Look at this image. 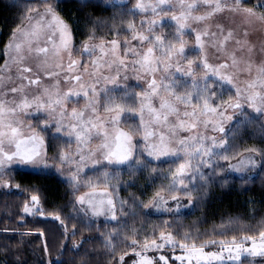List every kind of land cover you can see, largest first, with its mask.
<instances>
[{"label": "snow or ice", "instance_id": "6c2138e0", "mask_svg": "<svg viewBox=\"0 0 264 264\" xmlns=\"http://www.w3.org/2000/svg\"><path fill=\"white\" fill-rule=\"evenodd\" d=\"M41 2L46 4L47 0ZM242 3L243 0H151V2L137 0L135 10L150 11L153 16H159L165 7L179 5V15L173 14L170 17V20L175 21L176 24L175 39L179 41V46L166 41L163 35L155 34V29L161 26V20H142V28L145 23L148 25L146 29L148 34L137 30L135 25L130 23L128 30L132 33L131 40L112 39L96 44L92 36H89L88 41L82 44L79 51L82 57H93V59L83 67L81 60L72 57V29L57 14L55 7L48 5L42 11L31 10V14L27 17L30 22L27 29H17L11 34L4 49L8 59L3 66H0V176L12 166L31 169L37 173L55 169L63 175V168L49 163L44 137L32 132L26 138H21L23 135L19 127L21 121L14 119L18 114L24 113L36 114L39 121L40 114H46L47 119L43 123V128L49 131L55 129L52 139H60L58 134L63 132L69 142L74 138L77 145L74 155L71 152L61 151L51 158L58 160L61 165L74 166L75 170L67 176L69 183L78 188L79 177L86 167L97 168L98 171L103 169V190L98 191L97 185L89 181L88 187L91 191L77 198L79 204H89L95 215L104 214L106 209L114 211V201L110 198L112 193L109 190L112 173L107 169L110 166L120 165L133 169L145 168L148 161L140 158L143 155L160 160L162 157L179 158L182 153L183 158H186L185 162L180 163L171 173L172 180L168 187L184 191L190 198L191 191L185 183V179L193 172L190 161L199 158L200 166L210 167L211 158L227 150L225 139L205 135L198 129L202 126L205 130L211 128L213 132L225 133L224 123L233 119L232 115H227L228 111L242 112L245 104L255 112L264 114V64L257 69L256 78L246 83L245 88L236 86L237 77L228 70L236 68L240 61L235 51L227 53L226 44L234 40L236 44L243 46V42L235 39L233 31L225 34V30L219 25L217 32L193 27V23L199 24L222 12L242 13L246 17H255L264 22V14L257 15L253 8L242 7ZM199 5L207 6L210 11H206L203 15H193V11ZM255 7L264 8V0H257ZM188 29L195 34L194 47L202 55L197 61L188 59L187 64L184 65L182 61L186 58V42L182 36ZM41 36L46 37L45 45H52L53 56L60 59L61 62L56 65L60 71L47 73L49 77L57 78L55 85L51 88L44 87L41 95L29 97L26 89L33 85L39 86L41 79L39 73H33L31 68L22 65L26 59L25 53L43 55L47 63L50 49L39 46ZM57 36L58 44L54 40ZM19 37H23V40H19ZM133 40L138 43L133 45ZM34 43L35 48L32 46ZM209 44L222 56H226L225 62L216 65L208 62L206 47ZM121 46H123L122 55ZM61 53L67 54L66 64L63 63ZM228 60L231 63H228ZM13 66L16 67L15 76L11 74ZM197 68L203 72L199 78L196 77ZM246 68L250 70L251 65H246ZM130 72L138 81H143L146 85V87L141 85L143 91L140 94L130 91V86L126 83L121 87V80L127 81ZM61 75L65 82L71 85L66 92L59 91L58 78ZM85 76L88 77L87 80ZM188 79L191 80V90L183 94L178 93L177 89L186 85ZM16 81L20 83L17 84ZM108 85L113 87L109 88ZM224 85L235 89V99L230 97L228 100H222L218 97L217 89H220L222 96ZM8 96L12 99H6ZM79 97H83L86 101L84 108H72L69 111L67 102L70 98ZM154 100L159 101L158 107L154 105ZM130 101L138 102V109L131 107ZM180 105H183L182 112ZM170 117L175 119L172 120ZM122 119H139L136 129L142 132L139 140L134 139L133 132L125 131L120 127ZM193 130L197 131L184 138L179 136L181 131L191 133ZM93 138L99 139L100 142L94 149L86 148ZM250 151L254 152L255 149ZM223 158L228 159L227 156ZM248 162L255 166L251 157ZM199 175L203 179L204 174L199 172ZM112 188L115 186L113 185ZM171 199L179 201L181 197L172 196ZM32 201L35 203L37 197L33 196ZM167 203L161 192H156L153 201L146 207L159 208ZM189 203H192L191 199ZM180 206L177 203V211ZM27 210L26 208L25 211ZM164 210L172 211L170 208ZM112 218L116 219L114 214ZM258 235L259 246L255 237L245 236L240 242L236 237H232L230 241L208 240L198 247L194 242L189 246L187 243L175 241L170 233L161 232L159 239L162 243H157L155 239L150 243L146 240L141 251H147L149 248L159 250L167 244L172 245L173 248L179 247L187 253V255L175 256L174 259L181 261V264H184V261L188 264H193V261L195 264H213V262L222 264L225 260V250L229 260H240L241 252L264 256V231H260ZM189 237L190 234L185 233L184 239L188 240ZM245 241H251L252 246L244 247ZM132 243L133 246L136 245V241ZM208 245H219L220 250L205 252L204 249ZM133 254L140 255V253ZM160 261L168 264V258L164 255H161L155 264H159ZM119 264H124V256L119 257ZM134 264H154V261L141 257V260Z\"/></svg>", "mask_w": 264, "mask_h": 264}, {"label": "trees", "instance_id": "16d2710c", "mask_svg": "<svg viewBox=\"0 0 264 264\" xmlns=\"http://www.w3.org/2000/svg\"><path fill=\"white\" fill-rule=\"evenodd\" d=\"M47 1L69 23L75 47L81 46L89 36L129 32L128 25L136 15L127 3ZM244 3L255 5L257 0H245ZM31 4L32 1L28 0H0V66L5 58L6 44L23 22ZM259 10L264 11V8ZM45 133L49 154L66 143L61 137L52 139L51 130ZM229 145L235 154L248 149L259 152L262 160L259 174L252 178L221 174L209 176L207 181L196 187L189 209L168 218L151 214L146 206L156 192L166 189L177 166L176 161L156 163L147 160L145 168L126 166L112 169L110 183L115 186L113 190L122 214L119 225H90L83 220L78 214L75 192L55 172L14 169L11 177L17 189L0 195V264H119L120 256H124L125 262L131 253L141 250L146 240L156 239L166 230L176 241L189 246L193 242L200 246L208 240L257 236L264 231L263 122L253 117L238 122ZM32 195L38 196L47 215L45 218L24 214L25 202ZM113 227L117 232L110 239L108 228ZM185 233L190 234L188 240L184 239ZM133 241H136L135 246ZM38 242L42 243L40 249L35 248ZM212 247L219 245L205 248ZM169 248L174 253L182 251L172 245ZM241 264H264V258L256 259V262L243 260Z\"/></svg>", "mask_w": 264, "mask_h": 264}, {"label": "rangeland", "instance_id": "374dc122", "mask_svg": "<svg viewBox=\"0 0 264 264\" xmlns=\"http://www.w3.org/2000/svg\"><path fill=\"white\" fill-rule=\"evenodd\" d=\"M32 1L31 7L28 9L26 16L24 17L23 22L15 29H27V26L29 25V20L27 17L31 14V10L33 9H40L41 11L43 8L47 7L48 5H53L50 2L47 1V3H42L41 0H28ZM38 1V2H37ZM107 4H128L130 9L134 11L135 18L132 21L131 24L135 25L137 30L144 31V34H148L146 29L148 28V25L145 23L143 25V28L141 26V21H146L149 19H156L161 20V26L155 29V34L163 35L166 41L176 43L177 47L179 46V41L175 39L176 34V24L175 21H171L170 17L173 14L179 15L180 8L179 5H176L175 7H165L164 11L160 13L159 16H153L150 11L148 12H139L135 10V5L137 3V0H102ZM151 2V0H149ZM245 0H243L242 7L245 8H253L254 11L257 13V15L264 14V11L259 10L258 7H255V5H247L244 3ZM54 6V5H53ZM263 9V8H261ZM206 11H210V9L207 8L205 5H199L194 11L193 15H203ZM57 12V11H56ZM165 13L167 15L165 16ZM57 14L69 25V23L57 12ZM163 17V19H161ZM38 19V17L36 18ZM32 23H35V19L32 21ZM217 25L221 26L225 30V34L228 31H233L235 34V39L240 40L243 42V46L238 45L235 43V41H229L226 44V50L227 53H232L235 51L237 59L240 61L238 66L236 68H230L228 71L229 73L234 74L237 77L236 80V86L240 88H245L246 83L251 82L254 80L257 76V69L264 64V22H261L257 20L255 17H246L245 14L242 13H231V12H222L217 13L216 15L210 17L208 20L200 22L199 24L193 23L194 28H200V29H207L209 32H217ZM70 27V25H69ZM71 28V27H70ZM14 30V31H15ZM246 33V35H245ZM132 33L129 31L124 34L120 33H114L111 36H104V37H92L93 42L96 44H100L102 41L107 42L111 41L112 39H119L121 41L125 39L131 40ZM11 38V37H10ZM19 40H23V37H19ZM46 39L45 36L40 37V47H48L50 49L48 57H47V63H45V57L43 55L37 56L35 53L32 55H28L25 53L26 59L23 62L24 67H29L32 69L33 73H39L41 84L39 86L33 85L26 89L29 97L35 96V95H41L44 87H50L52 85H55L57 83V78H51L48 76V72H59L60 68L56 67L57 64H59L61 61L59 58L54 57L51 52V44L45 45L44 40ZM182 39L186 42V58L182 61V64L186 65L188 59H192L194 61H197L200 59L202 53L195 48V34L191 31V29H188L185 31L184 35L182 36ZM207 41V38H204ZM10 40V39H9ZM8 40V42H9ZM55 42L58 44L59 39L58 36L54 37ZM88 41V39L86 40ZM84 41V42H86ZM7 42V43H8ZM83 42V43H84ZM82 43V44H83ZM133 45H136L138 42L133 40ZM7 45V44H6ZM33 48L36 47V44L34 43ZM82 46V45H81ZM81 46H74V38L72 34V57L73 59L81 60L83 62L82 67L87 64L88 61L93 59V57H87V56H81L80 49ZM249 49H251V52H249ZM207 55H208V62L210 64H219L222 62H225L226 56H222L221 53L217 52L216 48L211 47L210 44L206 47ZM99 53H97L98 55ZM120 54H123V46L120 48ZM159 54V53H157ZM61 56L63 57V63H67V54L61 53ZM217 57H221L220 59H217ZM8 59L7 55L5 54V58L1 66H3L4 62ZM129 59H132V57H129ZM228 63H231L230 60L227 61ZM250 64L251 69L248 70L246 68V65ZM11 74L13 76L16 75V67L13 66L11 69ZM203 75V72L201 69H196V77L199 78ZM129 79L127 81L121 80V87L126 83L130 86L129 90L133 91L137 94H140L143 91V87L141 85H144L143 81H138L133 73H128ZM179 77V74H177ZM35 78V77H33ZM85 80L88 79L87 76L84 77ZM59 91L66 92L69 90L71 85L67 82H65L63 75H61L59 78ZM214 79V78H213ZM16 83H20L19 81H16ZM26 83V82H25ZM212 86L211 83L209 85ZM109 88H112V85H108ZM146 87V85H144ZM56 89H53L55 91ZM191 90V80L188 79V83L186 85L181 86L177 89V92L180 94H183L186 91ZM217 95L222 100H228L230 97L232 99H235V89L232 86L224 85V91L223 95L220 96V89H217ZM6 99H12L11 96L6 97ZM85 99L83 97L79 98H70V100L67 102L66 106L68 107L69 111H71L72 108L77 109H83L85 106ZM131 107L137 108L139 107L138 102L132 103L129 102ZM154 105L158 107L159 101L154 100ZM181 112L183 111V105H180ZM101 114H103V109L101 108ZM227 115H232L233 119L231 121H226L224 123L225 133L221 134L218 132H213L211 128L205 130L202 126L198 129L199 132L208 135V136H217L218 138H223L227 141V150L222 151L220 155L213 156L210 160L211 166H200L199 165V158L192 159L190 161V164L192 166L193 172L185 179V183L188 184V187L191 191V197L189 198L188 193L180 190H173L169 189L168 185L171 183L172 176L170 180L168 181V185L166 189L161 192V194L165 197V199L168 201V203L162 207H146V210L150 212L151 214H158V215H164L165 217H171L176 214L182 213L189 209V206L193 203V193L196 190V187L199 186V183L205 182L209 179V176H218L221 175H231V176H237L242 178H252L259 174L261 167H262V160L261 155L256 150L250 151L252 149L243 150L239 154H235L232 151V147L229 145V140L232 136L233 131L238 125V122L248 118H258L260 119L264 124V114H260L255 112L252 108L248 107L247 104L244 105L242 112L237 110L235 113L232 110H229ZM14 119L21 121V124L19 125L21 132L23 133L21 138H26L28 134L35 132L45 139V145L47 147V155L50 158L49 163H53L58 168H63V175L58 173L55 169L47 170L52 171L58 174L60 177H62L72 188V190L76 194V202L77 198L79 196L85 195L86 193H89L91 189L88 187V182L92 181L94 184L97 185V190H103L104 188V181L102 172L103 169L100 171L97 170V168L93 167H86L84 168L82 174L80 175V186L78 188L74 187L71 183L68 182L67 176L71 174L72 171H74V166L72 165H61L58 160L51 159L52 157H55L59 152H71L73 155L75 154L76 150V143L74 138L69 142L68 137L65 135V133L58 134L63 140L64 143L62 146H59L57 151L55 153L49 154L48 152V141L46 138V131L43 128V123L47 119L46 114H40L39 121L36 118V114L33 115H27L24 113L18 114ZM170 119L174 120V117H170ZM31 125L32 127L29 128L28 126ZM139 125V119H122L120 127L125 131L133 132L134 139L139 140L142 136L141 131H137V126ZM51 131L53 133L55 132V129L52 128ZM197 130H193V132H187V131H181L179 133V136L181 138L187 137L191 134H194ZM99 139L93 138L89 145L86 146V148L90 147L94 149L96 145L99 143ZM14 148V146H13ZM7 150V148H6ZM227 156L228 159L225 160L223 157ZM249 157L255 162V166H253L251 163H249ZM141 159H146L153 162H165V161H176L177 166H179L180 163H184L186 158H183V154L181 153V157H162L160 160H154L151 157H147L146 155H143L140 157ZM235 166V168L233 167ZM119 167H126V165H120V166H110L107 171L111 173V170L114 168ZM16 168H23L20 166H12L10 169H6L2 176H0V195L3 192H9L17 189V186L12 181V172ZM175 168V169H176ZM198 168V171L196 169ZM31 170V169H29ZM175 171V170H174ZM199 172H202L204 174L203 179H201ZM109 190L111 191L112 195L110 198L114 201V211H108L105 210L104 214L102 215H95L93 213V210L91 206L87 203L81 205L77 202V210L78 214L82 217L83 220H85L88 224L97 223V224H114L119 225L122 221V214L121 209L118 207L119 202L118 197H116V194L112 188V184L109 182ZM36 195H32L28 198V200L25 202L24 205V214L28 216H32L34 218H45L47 215L44 213L42 204L37 197V201L34 203L32 201V197ZM172 196H179L181 199L179 201H173L171 199ZM107 199V198H106ZM154 199V198H153ZM151 200V202L153 201ZM189 199H191L192 203H189ZM150 202V203H151ZM149 203V204H150ZM177 203H179L181 206L179 210L177 211ZM148 204V205H149ZM28 209L25 211V209ZM165 208H170L172 211H166ZM115 215L116 219H113L112 216ZM170 220H168L169 222ZM116 228L109 229L108 233L111 235L109 236L110 239L113 238V236H116ZM165 234H169V231H164ZM171 234V233H170ZM237 239L238 242L241 241L242 237ZM33 237V236H32ZM30 237V238H32ZM160 237V236H159ZM158 238L157 243H162V241ZM173 237V236H172ZM256 238L257 246H259L260 240L259 235L252 236ZM174 239V238H173ZM175 240V239H174ZM112 240H110L111 242ZM152 240L148 241L149 243ZM176 241V240H175ZM230 241V240H229ZM41 242H38L36 244L35 248L40 249ZM170 245H165V247L155 250L152 248H149L147 252H142L141 250L133 252V253H140V255H135L131 253L129 255L128 259L124 262V264H134V262H138L141 260V257H145L148 259H152L154 261V264L156 261H158V258L161 255H164L168 258V264H181V261L175 260V256L179 255H187L186 252L183 250L179 253H174L172 249L169 248ZM244 247L250 248L252 246L251 241H245L243 242ZM142 247V246H141ZM199 247V246H198ZM219 247H212V248H205V252H216L219 251ZM174 253V254H173ZM166 254L170 255L167 256ZM235 255V249L233 250V256ZM225 260L222 262V264H241L243 260H248L249 262L255 261L256 259H263L264 256L259 255H251L249 253L241 252L240 254V260H229L227 259L228 253L227 250L224 251ZM172 259V260H171ZM159 264H164L163 261H160ZM184 264H188L187 261H184ZM193 264H195V261H193ZM213 264H219V262H213Z\"/></svg>", "mask_w": 264, "mask_h": 264}]
</instances>
